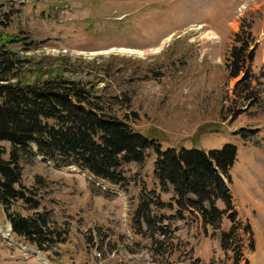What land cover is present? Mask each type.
I'll list each match as a JSON object with an SVG mask.
<instances>
[{
	"label": "rangeland",
	"instance_id": "1",
	"mask_svg": "<svg viewBox=\"0 0 264 264\" xmlns=\"http://www.w3.org/2000/svg\"><path fill=\"white\" fill-rule=\"evenodd\" d=\"M243 21L256 38L247 80L227 67ZM0 33L20 39L14 50L23 57L65 55L94 81L108 71L98 88L129 83L135 130L163 150L236 145L231 190L254 240L251 249L240 229L238 249L225 250L230 220L215 229L178 207L155 177L153 149L125 167L126 189L36 157L23 184L50 212L52 245L43 251L13 236L0 205V264H264V0H0ZM144 188L158 200L156 234L134 219ZM13 209L35 212L21 200Z\"/></svg>",
	"mask_w": 264,
	"mask_h": 264
},
{
	"label": "trees",
	"instance_id": "2",
	"mask_svg": "<svg viewBox=\"0 0 264 264\" xmlns=\"http://www.w3.org/2000/svg\"><path fill=\"white\" fill-rule=\"evenodd\" d=\"M19 41L0 33V205L13 236L47 251L55 235L50 212L41 209L23 184L24 165L36 157L58 168L77 167L97 180L126 189L125 167L144 162L153 149L157 154L155 177L161 187H171L178 207L199 212L215 229L225 218L230 220L231 228L222 233L225 250L233 245L238 249L240 229L254 248L252 228L240 218L231 190L236 145L208 151L195 147L163 150L155 137L135 130L133 122L139 115L133 110L135 92L129 83L114 90L98 88L96 82L108 71H95L94 81L82 65H76L79 61L65 55L21 56L14 50ZM255 49L251 23L243 21L227 58L229 77L244 74L242 79H249ZM139 196L134 219L155 231L158 200L146 188ZM19 200L29 203L34 214L13 209Z\"/></svg>",
	"mask_w": 264,
	"mask_h": 264
},
{
	"label": "bare ground",
	"instance_id": "3",
	"mask_svg": "<svg viewBox=\"0 0 264 264\" xmlns=\"http://www.w3.org/2000/svg\"><path fill=\"white\" fill-rule=\"evenodd\" d=\"M50 261V260H49ZM52 263V262H51Z\"/></svg>",
	"mask_w": 264,
	"mask_h": 264
}]
</instances>
